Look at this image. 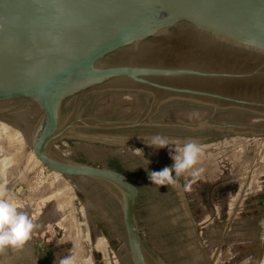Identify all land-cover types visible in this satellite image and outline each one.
<instances>
[{"label": "water", "instance_id": "95a60500", "mask_svg": "<svg viewBox=\"0 0 264 264\" xmlns=\"http://www.w3.org/2000/svg\"><path fill=\"white\" fill-rule=\"evenodd\" d=\"M155 134L201 175L152 185ZM4 182L0 264H264V0H0Z\"/></svg>", "mask_w": 264, "mask_h": 264}, {"label": "clouds", "instance_id": "9594fccd", "mask_svg": "<svg viewBox=\"0 0 264 264\" xmlns=\"http://www.w3.org/2000/svg\"><path fill=\"white\" fill-rule=\"evenodd\" d=\"M192 115L199 116L198 113ZM147 144L156 149H169L173 162L170 167L166 166L160 171L148 173L152 185L159 188L179 187L178 177L189 173L195 179L203 172L202 168L196 167L203 153L201 145L195 139L181 141L178 138L155 134ZM37 227L38 225L25 212L19 210L14 195L6 187V182L0 183V254L9 249H20ZM59 264H77V260L75 256L69 255L61 258Z\"/></svg>", "mask_w": 264, "mask_h": 264}]
</instances>
